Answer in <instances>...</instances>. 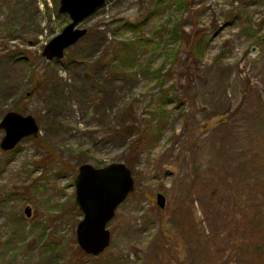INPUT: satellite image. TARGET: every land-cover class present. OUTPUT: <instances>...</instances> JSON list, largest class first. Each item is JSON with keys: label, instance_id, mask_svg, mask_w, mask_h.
Instances as JSON below:
<instances>
[{"label": "rangeland", "instance_id": "374dc122", "mask_svg": "<svg viewBox=\"0 0 264 264\" xmlns=\"http://www.w3.org/2000/svg\"><path fill=\"white\" fill-rule=\"evenodd\" d=\"M58 1L0 0V119L19 106L40 125L0 149V264H264V0H106L64 57L47 61L44 45L70 21ZM172 15L190 38L170 67ZM125 38L124 62L110 50ZM161 88L160 133L135 145L101 136L131 120L128 108L149 115L144 98ZM113 162L135 189L93 256L76 240L74 177L83 163Z\"/></svg>", "mask_w": 264, "mask_h": 264}, {"label": "water", "instance_id": "95a60500", "mask_svg": "<svg viewBox=\"0 0 264 264\" xmlns=\"http://www.w3.org/2000/svg\"><path fill=\"white\" fill-rule=\"evenodd\" d=\"M106 0H59L57 12L68 16L70 21L43 47L42 56L47 60H60L64 52L81 39L87 32L78 25L86 17L104 5ZM0 140L3 151L13 149L22 139L36 137L40 127L32 114L15 110L4 113L0 119ZM75 203L82 213L76 225V240L80 248L93 256L108 245L110 232L107 224L115 216L118 206L134 191L132 172L123 162L94 166L83 163L78 166L74 177ZM156 203L164 208L166 197L158 192ZM24 214L29 217L31 208L25 206Z\"/></svg>", "mask_w": 264, "mask_h": 264}, {"label": "trees", "instance_id": "16d2710c", "mask_svg": "<svg viewBox=\"0 0 264 264\" xmlns=\"http://www.w3.org/2000/svg\"><path fill=\"white\" fill-rule=\"evenodd\" d=\"M54 3L57 0H53ZM170 1L172 4H176L177 7H180L183 5V0H167L163 1L160 0L161 4L172 5L169 3ZM163 25L169 26L166 30V34L169 37V40H172L176 42V44L172 43L173 47H164L162 50V55L165 57L166 61L169 62V66L171 67L175 61L178 54V48H180L182 45H187L189 43L190 35H184V31L182 30L181 26L177 23L176 18L174 15L171 16V18L165 22ZM198 40H202V38H198ZM147 43L150 41L149 38L146 39ZM201 42V41H200ZM196 43V42H195ZM202 43V42H201ZM134 42H131L130 39L125 38L122 40H119L116 44V46L110 50V54H113V58L116 60H123L124 62L126 60L130 59L131 56V48ZM199 45L195 46V49H198ZM193 50V47L191 48ZM144 67L146 70L151 71L152 75L159 76L162 67H159L156 70H152V68L149 66V64H144ZM170 67H168L165 71L166 74H163V76L170 73ZM163 82V78H160V86ZM98 85V84H97ZM56 86H58L56 84ZM100 89L102 86H98ZM170 88H167L163 90V88L160 89L158 92V99L155 101L156 97L153 94L146 95L144 98L145 106H150L151 110L149 111V115L146 116V113H139L136 117H134L136 112H133L131 108H128L129 114L132 115V118L130 120L129 117H125L123 119V122L118 126H113L107 131L101 132V136L104 139H115L120 140L125 143V145H129V143L126 144L127 141H130L132 145L139 144V139H144L148 133H155L156 135L160 133L162 130L161 123L163 122L167 112L168 103L170 101ZM55 98L51 97L50 102L52 107L55 105ZM139 101V99H136ZM173 102V101H171ZM57 103V100H56ZM174 103V102H173ZM148 104V105H147ZM15 110L22 112V109L18 107L15 108ZM129 118V119H127ZM42 143L48 146L47 142L42 140ZM126 148V146H125Z\"/></svg>", "mask_w": 264, "mask_h": 264}, {"label": "flooded vegetation", "instance_id": "af4514ba", "mask_svg": "<svg viewBox=\"0 0 264 264\" xmlns=\"http://www.w3.org/2000/svg\"><path fill=\"white\" fill-rule=\"evenodd\" d=\"M43 50V49H42ZM42 52V51H41ZM41 56H42V54H41ZM43 57V56H42ZM43 58H45V57H43ZM46 59V58H45ZM47 60V59H46ZM52 60H55V59H52ZM47 61H51V60H47ZM15 111H17V110H15ZM19 112V111H18ZM6 113V112H5ZM20 113H22V112H20ZM24 114V113H23ZM35 117V116H34ZM39 127H40V125H39ZM3 134H4V132H3ZM40 133H38V135H39ZM37 135V136H38ZM3 136V135H2ZM36 136V137H37ZM2 138V137H1ZM1 140V139H0ZM17 145V144H16ZM1 149V148H0ZM2 150V149H1ZM11 150V149H10ZM107 228H108V226H107Z\"/></svg>", "mask_w": 264, "mask_h": 264}, {"label": "bare ground", "instance_id": "6f19581e", "mask_svg": "<svg viewBox=\"0 0 264 264\" xmlns=\"http://www.w3.org/2000/svg\"><path fill=\"white\" fill-rule=\"evenodd\" d=\"M79 26V25H78ZM80 27V26H79ZM85 28V27H84ZM80 40V39H79ZM66 52V51H65ZM65 52H64V54H65Z\"/></svg>", "mask_w": 264, "mask_h": 264}]
</instances>
